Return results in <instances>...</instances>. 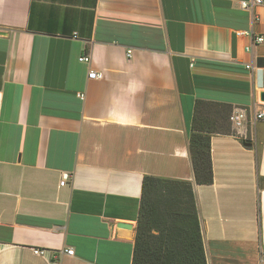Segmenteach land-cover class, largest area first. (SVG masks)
<instances>
[{
    "label": "crops",
    "instance_id": "0c3cea01",
    "mask_svg": "<svg viewBox=\"0 0 264 264\" xmlns=\"http://www.w3.org/2000/svg\"><path fill=\"white\" fill-rule=\"evenodd\" d=\"M242 1L0 0V264H132L146 175L193 184L208 264H264V120L212 136V184L189 153L197 100L264 103Z\"/></svg>",
    "mask_w": 264,
    "mask_h": 264
},
{
    "label": "trees",
    "instance_id": "16d2710c",
    "mask_svg": "<svg viewBox=\"0 0 264 264\" xmlns=\"http://www.w3.org/2000/svg\"><path fill=\"white\" fill-rule=\"evenodd\" d=\"M231 113L227 104L196 101L189 153L197 184L214 181L212 136L232 133ZM132 264H208L190 181L144 177Z\"/></svg>",
    "mask_w": 264,
    "mask_h": 264
},
{
    "label": "built area",
    "instance_id": "2783aa9c",
    "mask_svg": "<svg viewBox=\"0 0 264 264\" xmlns=\"http://www.w3.org/2000/svg\"><path fill=\"white\" fill-rule=\"evenodd\" d=\"M264 4V0H243L241 2V5L243 8H252L256 5H262ZM238 35H249L254 44H263L264 43V34L261 35H255L252 32L249 31H238ZM132 53V50H129V54ZM81 61L90 62L91 57L89 55H84L80 58ZM253 64H249L248 68H252ZM98 76L97 72L95 70H91L89 72V78H96ZM82 98L84 97V94H81ZM2 98V93L0 91V101ZM250 113H252V116L254 120H264V103H262V106L260 108L250 110L246 108H235L230 116V121L233 127L240 130L241 128H244L246 126V122L249 119ZM72 177V175L69 172H64L62 174V179L60 182V185H64L67 183V181ZM36 254L44 255L47 253V250L45 249H35ZM64 253L68 255H73L74 250L72 248H67L64 250Z\"/></svg>",
    "mask_w": 264,
    "mask_h": 264
},
{
    "label": "water",
    "instance_id": "95a60500",
    "mask_svg": "<svg viewBox=\"0 0 264 264\" xmlns=\"http://www.w3.org/2000/svg\"><path fill=\"white\" fill-rule=\"evenodd\" d=\"M0 33H2V32H0ZM261 100L264 101V92L261 93ZM118 226L123 227V228H130L131 227L130 224L123 223V222H119Z\"/></svg>",
    "mask_w": 264,
    "mask_h": 264
}]
</instances>
